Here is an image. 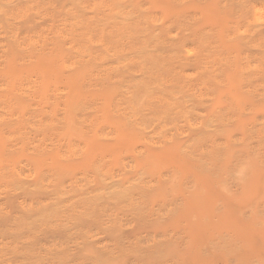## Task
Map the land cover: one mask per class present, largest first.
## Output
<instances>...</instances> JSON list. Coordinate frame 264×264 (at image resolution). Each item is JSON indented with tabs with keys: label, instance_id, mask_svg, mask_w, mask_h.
Masks as SVG:
<instances>
[{
	"label": "bare ground",
	"instance_id": "obj_1",
	"mask_svg": "<svg viewBox=\"0 0 264 264\" xmlns=\"http://www.w3.org/2000/svg\"><path fill=\"white\" fill-rule=\"evenodd\" d=\"M0 264H264V0H0Z\"/></svg>",
	"mask_w": 264,
	"mask_h": 264
}]
</instances>
